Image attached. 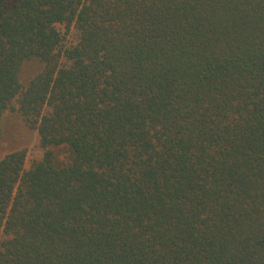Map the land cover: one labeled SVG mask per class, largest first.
Returning a JSON list of instances; mask_svg holds the SVG:
<instances>
[{"label":"trees","instance_id":"obj_1","mask_svg":"<svg viewBox=\"0 0 264 264\" xmlns=\"http://www.w3.org/2000/svg\"><path fill=\"white\" fill-rule=\"evenodd\" d=\"M8 113L0 264H264V0H0Z\"/></svg>","mask_w":264,"mask_h":264},{"label":"rangeland","instance_id":"obj_2","mask_svg":"<svg viewBox=\"0 0 264 264\" xmlns=\"http://www.w3.org/2000/svg\"><path fill=\"white\" fill-rule=\"evenodd\" d=\"M74 33L67 35L66 45L74 40ZM41 70L38 61L25 62L21 69V80L28 84L30 79ZM4 137L0 145V159L15 150L26 149L27 165L37 159H41L44 151L40 147L39 135L35 126L26 125L16 115L8 113L4 116Z\"/></svg>","mask_w":264,"mask_h":264}]
</instances>
